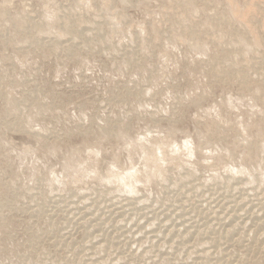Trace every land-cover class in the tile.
<instances>
[{
	"label": "rangeland",
	"instance_id": "rangeland-1",
	"mask_svg": "<svg viewBox=\"0 0 264 264\" xmlns=\"http://www.w3.org/2000/svg\"><path fill=\"white\" fill-rule=\"evenodd\" d=\"M178 1L0 0V264H58L63 258L71 264H202L205 253H218L206 236L217 237L219 231L230 236L216 238L227 256L232 253L223 254L225 262L234 261L237 252L249 264H264V189H251L264 186L258 149L264 148V84L255 77L248 84L236 78L213 82L200 64L208 52L196 42L209 37L211 45L214 37L218 51H236L230 39L242 23L257 40L252 53L246 38L245 55L252 59L264 50V1L253 0L249 11L254 15L246 12L248 0H181L196 7L188 16ZM107 5L123 23L109 45L115 52L80 50L79 40H64L69 33L59 24L69 10L78 16H66L80 17L81 23L103 21L102 32L110 35L114 24L104 14ZM19 13L48 21L45 29L35 26L44 41L61 38L55 44L26 39L18 31L20 20L12 18ZM221 13L230 17L231 26L226 21L206 35L204 24ZM181 18L201 25L195 27V38L174 29ZM129 47L145 52V66L120 64ZM236 52L232 58L244 63ZM125 85L139 86L131 91H143V104L134 96L121 97ZM114 123L117 127L108 134ZM100 126L103 133L95 134ZM186 144L194 153L183 148ZM159 170L164 176H154ZM234 170H239L234 174L238 183L232 185L241 180L244 185L231 193L223 176ZM129 173L138 177L132 175L133 190L109 178L128 179ZM186 226L192 228L189 234Z\"/></svg>",
	"mask_w": 264,
	"mask_h": 264
},
{
	"label": "bare ground",
	"instance_id": "bare-ground-1",
	"mask_svg": "<svg viewBox=\"0 0 264 264\" xmlns=\"http://www.w3.org/2000/svg\"><path fill=\"white\" fill-rule=\"evenodd\" d=\"M123 2H125V3H127L129 0H122ZM192 1V0H191ZM191 1H185V3H184V1H178L177 2V7H181V9H182V11H183V14H184V16L185 15H187L188 16V14H187V11H193V9L194 8H196L195 7V5L193 4V2H191ZM201 1V0H200ZM249 1V3H248V6H247V10H246V12H252L253 13V11L251 10V11H249L250 9H252L253 8V2L255 1H253V0H248ZM264 1V0H263ZM256 4H257V2H255ZM109 5V4H108ZM108 5H107V11H104V14L106 15V16H109V19L111 20L110 22H112L113 24H114V27H113V29H112V32H111V34L110 35H105V34H103V32H102V30H103V24H104V22L103 21H101L102 23H100V22H95L94 21V23L93 24H86V23H81L83 20L82 19H80V17H70V16H66V15H71L72 14V16H73V14H76V12L74 13H69V12H72V11H70L69 10V14L68 13H62V15H64V17L62 18V20H61V24H59V25H61L62 27H64L67 31H68V33H69V35L68 36H64V37H67L66 39H64L65 41H71V42H69V43H74L75 41L76 42H78V40H79V43H81V48H78L77 46V48L78 49H80V50H82V49H87V48H89L90 47V52H100V51H103L104 49H108V50H110V52L112 51V52H115V50L117 49V48H109V45L113 42V37H114V35L116 34V32L118 31V30H120L121 31V29H122V26H123V23H122V21H121V19H120V17L119 16H115V15H113V14H110V12H109V8H108ZM261 5H262V3H261ZM264 6V5H263ZM4 7V6H3ZM3 7H1V12H6V10L7 9H5V8H3ZM72 7V6H71ZM73 7H75V6H73ZM260 8H261V6H260ZM71 10L73 9V8H70ZM76 9H74V11H75ZM164 10V9H163ZM178 11H179V9H178ZM182 11H181V14H182ZM52 12V11H51ZM246 12L244 13V15L242 16V17H244L245 16V14H246ZM50 13V12H49ZM52 13H56V11L55 12H52ZM27 14H30V13H28L27 12ZM175 14V13H174ZM177 14V13H176ZM180 14V15H181ZM254 14V13H253ZM253 14H251V16H253ZM1 15H3V14H1ZM52 15V14H51ZM57 15V13L56 14H54V15H52L53 17L54 16H56ZM77 15V14H76ZM76 15H74V16H76ZM255 15V14H254ZM5 16H8V17H10L9 16V14H7V13H5ZM78 16V15H77ZM182 16V15H181ZM182 17V18H185V17ZM35 17V16H34ZM34 17H32V16H30V15H22V14H17L16 16H13L12 18L13 19H15V20H20V24H19V28H18V31H24V35H25V38L26 39H30V40H33L34 39V41L36 42V43H39V42H43V43H46V42H50V43H56V41L55 40H57V39H60L61 37L59 36V35H54L52 38H49V39H47V40H43V37H41V35L42 36H44L41 32H39L38 31V29L35 27V26H37V25H39V26H41V27H43V29H45L47 26H48V21L47 20H42V21H39L38 19L35 21L34 20ZM51 17V16H50ZM170 17V16H169ZM180 19V20H178V25L176 26V28H174V29H177L178 31H179V29L178 28H183V33H185L186 35H188V34H190V36L191 37H196L197 36V34H196V29H195V27H197L198 25H196V24H194V23H192L191 22V20H189V19H185L186 21H188V22H186L185 20H183V19ZM209 18H211L212 19V17H209ZM215 18V22H212V21H210V22H207V24H204L205 25V28H204V33L206 34V35H208V34H211L213 31H216V28L218 27V26H221V24H223L224 22H226L227 21V24L229 25V26H231V24H230V17L229 16H226V15H224L223 13H221V15H217V16H215L214 17ZM52 19V18H51ZM84 19V18H83ZM89 19V18H88ZM87 18L86 19H84V20H88ZM170 19V18H169ZM207 19H208V17H207ZM207 19H206V21H207ZM108 20V19H107ZM213 20V19H212ZM78 21H80V22H78ZM209 21V20H208ZM176 23V22H175ZM206 23V22H205ZM214 23V26L212 25ZM85 25V26H84ZM121 25V26H120ZM173 25H175V24H173ZM240 26H237V25H235V28H237V29H239L238 31H236V32H234L233 33V35L231 36V39H230V41L233 43V45H234V47L237 49L236 51H231V52H227V50H223L222 51V49H221V51H218L217 50V48L215 47V39H214V37H213V42L211 41V45H210V40L209 41H207L208 40V38H207V36H206V38H207V40H205L204 41V38H202V36H201V38H200V36L197 38V39H199L198 41H196L197 43H199V48L203 51V52H205V51H207L208 52V56L205 58V59H203V61L202 62H200V64H201V66L203 67V69L205 70V71H207V72H210L211 74H212V76H213V79H212V81L213 82H225L226 83V81L227 80H229V79H232V78H236L237 80H239L241 83L243 82V84H245V83H247L248 84V82H249V80L248 79H250V78H252V77H255L256 79H257V81L259 80V82H261V83H263L264 84V76H262V74H261V71L264 69V50L263 51H260V52H257V54L256 55H252V59H251V57H248V56H246L245 55V44H246V38L247 37H250V41H249V44H250V49L252 50V53H255V47H256V44H257V40H256V37H254L253 36V34L254 33H252V30H250V29H245V28H243V24L242 23H240L239 24ZM82 26H84V27H82ZM201 26V25H200ZM200 26H198V27H200ZM242 26V27H241ZM33 27V29H34V31H35V34L31 31V28ZM173 27H175V26H173ZM213 28H215V29H213ZM77 31H79V35L77 36V37H75V32H77ZM202 31V30H201ZM180 32V31H179ZM201 34H203V31H202V33ZM204 35V34H203ZM205 36V35H204ZM211 38V37H210ZM76 39V40H75ZM212 39V38H211ZM75 40V41H74ZM42 43V44H43ZM263 44H264V40H263ZM211 46L210 48H207L208 46ZM102 47H103V49H102ZM105 47V48H104ZM129 48H131V47H129ZM128 48V49H129ZM124 49V48H123ZM123 49L121 50L122 52H124L123 51ZM240 49H241V52H240ZM127 50V49H126ZM104 52H105V50H104ZM111 52V53H112ZM234 52H236V55H239L238 53H241L239 56H241L240 57V60H243L244 61V63H242V61H240V62H237V60L239 59H237V60H234L232 57V55L234 54ZM106 53V52H105ZM117 53V52H116ZM118 53H119V51H118ZM124 53H126V52H124ZM124 53H123V55H124ZM127 56L122 60V62L120 63V64H123V66L124 65H130L129 67H133V66H135V68L137 67H140V66H145L144 64H143V62L141 61L142 60V58H144L145 56H146V54H145V52L144 51H142L141 49H139V48H137V47H132L129 51H127ZM170 54V53H169ZM168 54V55H169ZM113 55H116V54H113ZM118 55V54H117ZM134 55H138L136 58L134 57ZM166 56H167V53L165 54ZM218 55V56H217ZM170 56V55H169ZM168 56V57H169ZM238 56V57H239ZM65 59V58H64ZM233 59V60H232ZM121 60V59H120ZM258 66V67H257ZM256 68H260V70L256 73H253V71H255L254 69H256ZM133 69V68H132ZM207 74H209V73H207ZM150 76V75H149ZM146 77H148V76H144V78H146ZM139 79V78H138ZM255 79V80H256ZM142 80H144V79H142ZM251 80V79H250ZM245 81H248V82H245ZM254 81V80H253ZM139 82V81H138ZM223 82V83H224ZM245 82V83H244ZM135 84V83H134ZM138 86V85H137ZM143 86V85H142ZM243 86V85H242ZM246 86V85H245ZM247 86H249V85H247ZM141 87V86H140ZM140 89L139 88V86L138 87H136V85L134 86V87H129V86H127V85H125V87H124V89L122 90H120L121 91V97H125L123 94H125L126 95V97H128V96H134L135 98H137V99H139L138 100V102H141V101H143L142 99H140V98H142V92L141 91H131V90H133V89ZM143 88V87H142ZM142 90V89H141ZM118 91V90H117ZM120 91H118V92H115L114 94L116 95V94H118ZM128 92H130V94H126V93H128ZM144 94H149V91L148 90H146L145 92H144ZM117 96V95H116ZM175 99V105H180L181 106V99L179 98V97H175L174 98ZM173 99V100H174ZM142 104H143V102H141ZM140 107H141V104H140ZM176 111V110H175ZM174 110H173V112H175ZM172 112V113H173ZM151 118H157V117H152L151 116ZM117 127V124H113L112 126H111V128L108 130V134H112V131L115 129ZM15 128H17V129H19V130H28L29 129V131L31 132V130H32V128H30V127H26V128H23V129H20L21 128V126H19V125H16L15 126ZM123 128V127H122ZM96 129H98L97 131H95V129H94V131H95V134L96 133H98V132H100V133H103V131H104V129H105V127H102V126H100V127H97ZM126 129H127V126H124V129H123V132H127L126 131ZM91 133H93L94 134V132L92 131ZM116 133H117V131H116ZM130 133L128 132L126 135H129ZM136 134V133H135ZM134 134V135H135ZM138 134V133H137ZM105 136V135H104ZM130 136H132L131 134H130ZM204 136V135H203ZM57 137V136H56ZM59 137V136H58ZM106 137V136H105ZM128 137V136H127ZM133 137V136H132ZM54 138V137H53ZM129 139V138H128ZM130 140H133V138H131ZM136 141V140H135ZM185 140H183V142H184ZM50 142H52V143H54V140L53 141H50ZM189 142H191V141H189ZM133 144H136L135 142H132ZM132 143H130L131 145H132ZM144 143V142H143ZM186 143V142H185ZM188 143V142H187ZM145 144V143H144ZM144 144H142L143 146H141V148H142V154H141V156L146 152V149H147V147H146V145H144ZM138 145V144H137ZM140 146V145H139ZM138 146V147H139ZM182 146H184V145H182ZM191 146V145H190ZM130 147V146H129ZM189 154L190 153H194V151H195V148L193 147V148H190V147H188L187 146V144H186V146H184L183 147ZM139 149H140V147H139ZM258 149H259V151H260V153H261V155H262V159L264 160V148L262 149L260 146H258ZM141 150V149H140ZM158 154H162V151H159L158 152ZM144 156V155H143ZM140 157V156H139ZM154 158H156V155H155V157ZM145 159H147L146 157H145ZM148 161L149 160H147V162L144 160V162H145V165H147V163H148ZM150 163V162H149ZM143 165V164H142ZM145 165H144V167H145ZM158 166L156 165L155 166V168H157ZM136 168V167H135ZM147 168H149L150 170H152V167H151V165H147ZM136 170H137V168H136ZM145 170V169H144ZM134 172H138V171H134ZM140 172V171H139ZM239 172V170H234V171H232V172H230L227 176H223V178H224V181L226 182V186H228V187H231V188H228V190H231V189H233L232 190V192L231 193H233L234 192V190H236L237 188L239 189V187L242 189V184H243V182H242V180H241V182L240 183H242L240 186L239 185H232V183H238V179L236 180V176H234V174H236V173H238ZM114 173H116V172H114ZM117 174V173H116ZM121 174V173H120ZM130 174V173H129ZM153 174H154V176L155 175H158V177L159 176H161V175H163L164 176V174H165V172H163V171H155V172H153ZM131 176L132 175H134V174H130ZM129 175V176H130ZM122 176H123V174H122ZM129 176H127L128 177V179H126V177H125V179L124 178H119L120 176H117L116 175V177L115 176H109V178H112L114 181H117L118 182V184L120 185V186H123V185H125V186H128L129 187V190H133V189H131L132 187H133V176L131 177H129ZM134 176H136V178L135 179H137L136 181H138V177H137V175H134ZM133 178V179H132ZM145 178L146 179H148L149 180V176H148V174L145 176ZM248 180L250 179V182H251V178L250 177H246ZM123 182H122V181ZM141 180V179H140ZM135 181V180H134ZM240 181V180H239ZM213 183V182H212ZM260 183H262V181L260 182ZM189 184H192V183H189ZM194 184V183H193ZM244 185V184H243ZM191 187V186H190ZM212 187H214L213 189H215V187L216 186H214V185H212L211 187H210V189H212ZM192 189H196L197 188V185H195L194 184V186H192L191 187ZM199 188V187H198ZM205 188H207V187H205ZM209 188V187H208ZM207 188V189H208ZM217 188V187H216ZM264 189V186L262 187L261 185H259L258 187H253L252 186V188L251 189H253V190H257V189ZM247 190V189H246ZM253 190H251L252 192H253ZM208 191V190H207ZM240 191V190H239ZM209 192V191H208ZM212 192H214V191H212ZM242 192V191H241ZM264 192V191H263ZM215 193H216V191H215ZM250 193V192H249ZM257 193L258 192H256V195H257ZM214 194V193H213ZM237 194V193H236ZM252 194V193H251ZM258 194H260V193H258ZM231 195V194H230ZM233 196H234V194H232ZM262 195V194H261ZM210 196V195H209ZM215 196V195H214ZM217 196V195H216ZM226 196V195H225ZM224 196V197H225ZM228 196H229V194H228ZM232 196V198H234ZM238 196H240V195H238ZM254 197H255V195H253ZM245 197V196H244ZM248 197V196H247ZM251 197H252V195H251ZM251 197H250V199H251ZM204 198V197H203ZM227 198V197H226ZM258 198V197H257ZM254 199V198H253ZM203 200V199H202ZM233 200V199H232ZM231 200V202H233ZM238 200V199H237ZM245 200V199H244ZM247 200V199H246ZM258 200V199H257ZM204 201V200H203ZM211 201V200H210ZM240 201V200H239ZM251 201V200H250ZM258 201H260V200H258ZM200 202V201H199ZM235 202V201H234ZM244 202V201H243ZM255 202V201H254ZM253 202V203H254ZM204 203V202H203ZM236 203V202H235ZM248 203H249V201H248ZM252 203V204H253ZM257 203V202H256ZM262 203V202H261ZM205 204V203H204ZM209 204V203H208ZM237 204V203H236ZM236 204H234V205H236ZM258 204H260L259 202H258ZM225 205V204H224ZM233 205V204H232ZM234 205L233 206H230V207H232V208H234ZM239 205V204H238ZM204 206V205H203ZM208 206V205H207ZM207 206H206V208H207ZM228 205L226 206V207H229ZM254 206V205H253ZM215 207V206H214ZM218 207V206H217ZM221 207H223V206H221ZM247 207V206H246ZM251 207V206H250ZM260 207H261V205H260ZM264 207V206H263ZM210 208H211V206H210ZM238 208H240L239 206H238ZM237 208V209H238ZM223 209H226L225 207H223ZM241 209V208H240ZM249 209V208H248ZM261 209V208H260ZM213 210V209H212ZM211 210V211H212ZM232 210V213H234V211H233V209H231ZM252 210V209H251ZM218 211V210H217ZM220 211V210H219ZM263 211V210H262ZM261 211V212H262ZM123 212V211H122ZM208 212V211H207ZM214 218L215 219H217V217H219L218 215H219V213L218 212H216V210H214ZM236 212V211H235ZM243 212V211H242ZM179 213V212H178ZM177 213V214H178ZM199 213H201V212H199ZM204 213V212H203ZM228 213V212H227ZM237 213V212H236ZM249 212L247 211V213H245V214H248ZM253 213V212H252ZM213 214V213H212ZM217 214V215H216ZM264 214V213H263ZM201 215H202V213H201ZM208 215V214H207ZM224 215V214H223ZM230 215V214H229ZM233 215V216H232ZM231 216L232 217H234L233 218V220L235 219V217H236V215H234V214H232ZM238 215V214H237ZM253 215V214H252ZM222 216V215H221ZM226 216V215H225ZM248 216V215H247ZM250 216V215H249ZM262 216V215H261ZM207 217H205V219H206ZM213 218V217H212ZM238 218V217H237ZM254 218V217H253ZM258 218V217H257ZM257 218H255L256 220H257ZM219 219H221V218H219ZM229 219H230V222H231V217L229 218L228 217V221H229ZM184 220V219H183ZM232 220V222H234ZM238 220V219H237ZM195 221V220H194ZM199 221V220H198ZM220 221V220H219ZM252 221V220H251ZM231 222V223H232ZM238 222V221H237ZM246 222V221H245ZM207 223H209V222H207ZM220 223V222H219ZM252 223V222H251ZM254 223H256V222H254ZM180 224H182V223H180ZM203 224V223H202ZM214 224V223H213ZM224 224H225V222H224ZM236 224V223H235ZM247 224V223H246ZM184 225V224H183ZM186 225H188V224H186ZM197 225H198V223H197ZM207 225V224H206ZM216 225V224H215ZM221 225V224H220ZM230 225V224H229ZM229 225H228V227H229ZM233 225V224H232ZM252 225H253V223H252ZM199 226V225H198ZM214 226V225H213ZM218 226V225H217ZM231 226V225H230ZM234 226V225H233ZM251 226V225H250ZM249 226V227H250ZM263 226V225H262ZM202 227V226H201ZM209 227V226H208ZM207 227V228H208ZM222 227V226H221ZM232 227V226H231ZM231 227L229 228L230 230H231ZM240 227V226H239ZM238 227V228H239ZM246 227V226H245ZM186 228H187V230H186ZM213 228V227H212ZM227 228V227H226ZM233 228V227H232ZM237 228V227H236ZM192 228H190V229H188V226H186L185 227V233H186V231H190ZM234 230H235V232H237V229H235V228H233ZM249 229V228H248ZM258 229V228H257ZM123 230V229H122ZM161 230V229H160ZM195 230H197L196 228H195ZM208 230H210V229H208ZM214 230H215V228H214ZM214 230L212 229L211 231H213L214 232ZM233 230V231H234ZM239 230V229H238ZM246 230V229H245ZM255 230V229H254ZM159 231V230H158ZM184 231V230H183ZM189 231H188V234H189ZM200 231V230H199ZM198 231V232H199ZM211 231H209L210 233H211ZM215 231H217V230H215ZM223 231V230H222ZM225 231V230H224ZM227 231V230H226ZM247 231V230H246ZM252 231V230H251ZM192 232V231H191ZM218 232V231H217ZM230 232V231H229ZM239 232V231H238ZM241 232V231H240ZM253 232V231H252ZM220 235L219 236H217L219 239H222V238H225V237H227V236H229V233H228V235H227V232H221V231H219L218 232ZM231 234L233 233V232H230ZM247 233V232H246ZM245 233V234H246ZM254 233V232H253ZM195 234H196V231H195ZM198 234V233H197ZM196 234V235H197ZM200 234V233H199ZM233 234H235V233H233ZM236 234H238V233H236ZM240 234V233H239ZM244 233H242V235H243ZM248 234H250V233H248ZM248 234H246V235H248ZM214 235V234H213ZM212 235V236H213ZM119 236V235H118ZM117 236V237H118ZM160 236V235H159ZM210 235H208V236H206V237H208L209 239H210V241L208 242V243H211V245L213 246V247H215V249L217 248V252L218 253H214V249H211V250H214L213 251V257H211V255L209 256L208 254H209V252L206 254H204L203 255V257L205 258L204 260H202L203 262H202V264H249V262L247 261V257H248V255H249V252L248 251H245L244 253V255H246V257L245 258H247L246 260L244 259V256H242V255H240V253H239V255L240 256H237V252L235 253V251H234V253L236 254V259L234 258V259H232V260H234V261H231V262H227V260H226V262L224 261V256H225V251H224V249L223 248H221V244H219L220 242H219V239L217 240L216 238L217 237H215V236H213V237H209ZM252 236V234H250V237ZM61 237L62 236H60V238H59V240L61 239ZM120 237V236H119ZM199 237H201V235L199 236ZM198 237V238H199ZM215 237V238H214ZM230 237V236H229ZM234 237V236H233ZM244 237H245V235H244ZM247 237V236H246ZM248 237H249V235H248ZM247 237V238H248ZM249 237V238H250ZM109 238V237H108ZM202 238V237H201ZM204 238V237H203ZM212 238V239H211ZM228 238V237H227ZM238 238H239V235H238ZM242 238H243V236H242ZM242 238H241V240H242ZM252 238V240L253 241H255V239H253V238H255L254 236H252L251 237ZM118 239V238H117ZM205 239V238H204ZM203 239V240H204ZM208 239V240H209ZM114 240V239H113ZM125 240V239H124ZM202 240V241H203ZM231 240H233V239H231ZM57 241H58V239H57ZM56 241V242H57ZM107 241V240H106ZM111 241V240H110ZM116 241V240H115ZM207 241V240H206ZM225 241V240H224ZM229 241V240H228ZM246 241V240H245ZM56 242H55V244H56ZM120 242V241H119ZM201 242V241H200ZM204 242V244H205V241H203ZM240 242V241H239ZM110 242H108V244H109ZM115 243V242H114ZM128 243V242H127ZM198 243V242H197ZM197 243H196V245L195 246H197ZM241 243V242H240ZM239 243V244H240ZM255 243H257L256 241H255ZM59 244V243H58ZM66 244V243H65ZM64 244V245H65ZM98 244L100 245V243L98 242ZM102 245L104 244V243H101ZM199 244V243H198ZM203 244V243H202ZM224 244V243H223ZM242 245H243V243H241ZM240 244V246H242ZM245 244V243H244ZM263 244V243H262ZM96 245V244H95ZM99 245H97V246H99ZM136 245V244H135ZM201 245V244H200ZM219 245H221V246H219ZM227 245V244H226ZM246 245V244H245ZM97 246H93L94 248H96V250L95 251H97L98 250V248H97ZM109 246V245H108ZM244 246V245H243ZM261 246V245H260ZM100 247V249H101V246H99ZM103 247V246H102ZM111 247V246H110ZM208 247V246H207ZM210 247V246H209ZM83 248V247H82ZM106 248V247H105ZM142 248V247H141ZM226 248V247H225ZM260 248V247H259ZM264 248V247H263ZM262 248V249H263ZM209 249V248H208ZM218 249H220V250H218ZM227 249V248H226ZM225 249V250H226ZM102 250H103V248H102ZM205 250V249H204ZM207 250V249H206ZM77 251H79V250H77ZM95 251H93V253L95 252ZM99 251V250H98ZM97 251V252H98ZM101 251V250H100ZM115 251V250H114ZM116 251H118V250H116ZM138 251V250H137ZM146 251V250H145ZM208 251H210V250H208ZM240 250H238V252H239ZM263 251V250H262ZM81 252V251H80ZM97 252H96V254H97ZM205 252H207V251H205ZM216 252V251H215ZM243 252V251H242ZM73 253V252H72ZM79 253V252H78ZM77 253V254H78ZM98 253H100V252H98ZM141 253V252H140ZM204 253V252H203ZM260 253V252H259ZM75 254V253H74ZM152 254V253H151ZM201 254H202V252H201ZM201 254H199V255H201ZM223 254H224V256H223ZM230 254H232V253H230ZM230 254H228V256H227V254H226V256L227 257H229L230 256ZM264 254V253H263ZM68 255V254H67ZM142 255V254H141ZM94 256H95V253H94ZM99 256V255H98ZM139 257H140V255H138ZM202 256V255H201ZM65 257V256H64ZM96 257V256H95ZM137 257V256H136ZM198 257V256H197ZM231 257H232V255H231ZM230 257V258H231ZM63 258V257H62ZM194 258H196V257H194ZM226 258V257H225ZM49 259V258H48ZM227 259V258H226ZM51 260V259H50ZM67 260L68 259H65V258H63V259H61L60 261H57V263L58 264H66V263H70L69 261L67 262ZM135 260H136V258H135ZM147 260V259H146ZM201 260V259H200ZM222 260L224 261V262H222ZM249 260V259H248ZM140 261V260H139ZM250 261V260H249ZM46 262V261H45ZM75 263V262H74ZM145 263V262H144ZM189 263V262H188ZM71 264V263H70ZM119 264H121V263H119ZM199 264H200V262H199Z\"/></svg>",
	"mask_w": 264,
	"mask_h": 264
}]
</instances>
